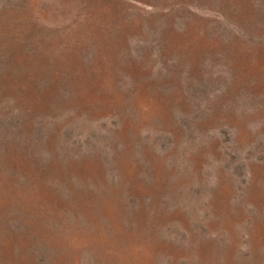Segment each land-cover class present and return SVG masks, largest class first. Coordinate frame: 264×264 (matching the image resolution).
Returning <instances> with one entry per match:
<instances>
[{"label": "rangeland", "instance_id": "obj_1", "mask_svg": "<svg viewBox=\"0 0 264 264\" xmlns=\"http://www.w3.org/2000/svg\"><path fill=\"white\" fill-rule=\"evenodd\" d=\"M0 264H264V0H0Z\"/></svg>", "mask_w": 264, "mask_h": 264}]
</instances>
